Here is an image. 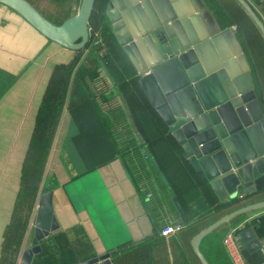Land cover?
<instances>
[{
	"label": "crops",
	"instance_id": "0c3cea01",
	"mask_svg": "<svg viewBox=\"0 0 264 264\" xmlns=\"http://www.w3.org/2000/svg\"><path fill=\"white\" fill-rule=\"evenodd\" d=\"M27 1L54 24L75 15L81 3ZM205 1L222 30L234 32L252 74V42L261 43L259 35L264 46V39L236 0ZM245 1L264 25V0ZM104 2L94 1L90 42L100 40L98 56L109 61L121 92L134 95L128 107L143 142L102 68L87 67L91 60L73 71L67 85L55 83L56 73L90 44L67 49L0 3V264L19 263L31 243L38 199L48 190L59 229L40 241L35 258L43 264L58 262L61 251L74 258L68 264H77L111 247L121 249L112 264H201L192 240L237 207L264 200L261 192L237 200V205L219 202L166 130L163 137L173 155L160 146L150 149L144 137L156 134L162 119L138 88L133 65L111 34L102 14ZM216 5L230 21L216 16ZM91 55L98 63L96 53ZM94 76V85H89ZM107 155L113 157L99 158ZM133 156L148 159L149 167L141 171L139 164L130 165ZM174 196L184 209L186 225ZM176 223L182 225L179 231L159 234L161 227ZM241 223L235 242L242 257L246 264H264V208L235 216L207 233L199 251L208 264H232L223 239Z\"/></svg>",
	"mask_w": 264,
	"mask_h": 264
},
{
	"label": "water",
	"instance_id": "95a60500",
	"mask_svg": "<svg viewBox=\"0 0 264 264\" xmlns=\"http://www.w3.org/2000/svg\"><path fill=\"white\" fill-rule=\"evenodd\" d=\"M95 0H81L75 15L54 24L27 0H0L48 40L79 50L90 43L88 21ZM264 39V25L245 0H236ZM111 34L134 67L136 84L181 148L202 173L219 202L233 203L264 192V109L254 91L250 66L231 29L222 30L205 0H106L102 12ZM99 63L143 142L116 78ZM173 203L187 220L177 197ZM264 208V200L238 207L217 219L191 242L201 264V239L235 216ZM33 236L18 264H32L40 241L59 229L52 191L42 193ZM121 249L105 248L77 264H112Z\"/></svg>",
	"mask_w": 264,
	"mask_h": 264
},
{
	"label": "rangeland",
	"instance_id": "374dc122",
	"mask_svg": "<svg viewBox=\"0 0 264 264\" xmlns=\"http://www.w3.org/2000/svg\"><path fill=\"white\" fill-rule=\"evenodd\" d=\"M243 24H246V22ZM251 37H252V35H251ZM258 38L260 39L262 44L258 41V39L257 40L255 39V41L252 42V45L254 46V52H256V53L253 54V58L250 57V59L252 60L251 63H253L252 66H254V70L256 72L257 79L259 80V81L257 80L256 82L258 83L260 95H262L264 97V49H263L264 46H262L263 42H262L259 35H258ZM99 43H100L99 39H96V40L94 39L93 43L90 42L89 43L90 45L84 50V52L82 54H80L78 57H76V59L70 64V66H68L65 70H61V71L56 73V75L54 77L55 83L58 85L62 84L63 86L67 85V80L70 78L73 71L74 70L77 71V69L83 67L82 64L84 61L93 60V55H91V53L92 54L96 53V55H98L97 51L102 50L103 46ZM86 50H87V52H86ZM89 65L91 66V64H89ZM100 73H102L101 70H100ZM108 81H110V80H108ZM88 84L89 85L91 84L92 86L94 85L93 81H89V80H88ZM109 85H111V84H109ZM90 157H93V156L90 155ZM131 159L133 161H131L129 164L130 165L139 164L141 171H144L143 169H146V167H149V165H148L149 163L147 161L148 159L140 158V160H137L136 156H133Z\"/></svg>",
	"mask_w": 264,
	"mask_h": 264
},
{
	"label": "trees",
	"instance_id": "16d2710c",
	"mask_svg": "<svg viewBox=\"0 0 264 264\" xmlns=\"http://www.w3.org/2000/svg\"><path fill=\"white\" fill-rule=\"evenodd\" d=\"M208 1V3H209V0H207ZM105 2H106V0H105ZM105 2H104V4H105ZM104 6V5H103ZM243 9V8H242ZM246 13V12H245ZM218 15V17L219 16H221V18H226V20L227 21H230V18H229V16H228V14L224 11V10H222L221 8H219L218 7V5H216V16ZM246 15L248 16V14L246 13ZM249 17V16H248ZM250 18V17H249ZM250 20H251V18H250ZM252 21V20H251ZM252 23H253V25L256 27V25L254 24V22L252 21ZM228 24H230V22L228 23ZM103 26H105V25H103ZM105 28V27H104ZM256 29L258 30V28L256 27ZM258 32H259V30H258ZM260 33V32H259ZM260 35H261V33H260ZM262 36V35H261ZM263 38V37H262ZM238 39L240 40V42H241V44H242V48H243V50H244V52H246V54H247V51H246V47H245V44L243 43V39L241 38V36L238 34ZM97 56V58H100V59H102L103 61H104V63L108 66V68L110 69L111 67H110V63H109V61H107V58H105V56H98V55H96ZM99 63V62H98ZM97 62H95V59L92 61L91 60V66L90 65H88L87 67H91L93 70L97 67V68H99L100 69V65L98 64ZM252 65H253V63H252ZM252 77H253V80H254V91H255V93H256V96L258 97V99H259V102H260V105H261V107L264 109V100H263V98H262V95H260V90H259V87H258V83L256 82L258 79H257V76H256V73H255V70H254V66H252ZM95 78H96V76H94L93 78H92V81L94 82V80H95ZM118 87H119V83H118ZM117 92V91H116ZM90 93H92V92H90ZM93 94V93H92ZM118 94V93H117ZM123 94V96H124V98H125V101L128 103V106H129V101H130V99H131V97H134V95L131 93V92H128V93H125V92H123L122 93ZM129 109H130V107H129ZM134 118H135V116H134ZM159 121V124L156 126L157 127V129H158V132H156V134H155V132L152 134V137H150V138H148V137H144L145 139H146V142L149 144V146H150V149H155L157 146H160L159 148H167L168 150V153H169V155H173V154H171L172 152H170V150H169V148L168 147H170V145L164 140V137H163V135H164V133H165V130H166V127H165V124L161 121V120H158ZM136 126H137V128H138V130L141 132V128L139 127V124H137L136 123ZM142 133V132H141ZM143 134V133H142ZM166 137V136H165ZM150 142V143H149ZM109 157H113V156H111V155H107V156H100L99 158H101V159H107V158H109ZM174 157V156H173ZM97 157H91V159L92 160H95ZM240 201V200H239ZM234 203H235V205H237L238 203H237V201H234ZM238 208V207H237ZM38 254V253H37ZM37 254H35L34 255V257H33V260H34V263L35 264H43V261L42 260H37V258H35V256L37 255ZM68 255H69V253H68V251H66V253L65 252H60L59 253V256H60V260L58 261V262H56V263H54V264H68V263H70V262H72V261H74V258H72L71 256H70V258L68 259ZM33 260H32V264H33Z\"/></svg>",
	"mask_w": 264,
	"mask_h": 264
},
{
	"label": "built area",
	"instance_id": "2783aa9c",
	"mask_svg": "<svg viewBox=\"0 0 264 264\" xmlns=\"http://www.w3.org/2000/svg\"><path fill=\"white\" fill-rule=\"evenodd\" d=\"M243 223L237 225L236 227L230 229L223 239V245L229 255V258L232 264H246V261L242 257L241 252L239 251L235 239L238 235V232L243 227ZM182 228L180 223L165 225L161 227L159 234L163 237L173 234L179 231Z\"/></svg>",
	"mask_w": 264,
	"mask_h": 264
}]
</instances>
